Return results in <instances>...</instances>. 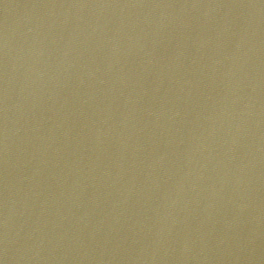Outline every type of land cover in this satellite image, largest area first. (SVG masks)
I'll return each mask as SVG.
<instances>
[{"label":"water","instance_id":"water-1","mask_svg":"<svg viewBox=\"0 0 264 264\" xmlns=\"http://www.w3.org/2000/svg\"><path fill=\"white\" fill-rule=\"evenodd\" d=\"M0 264H264V0H0Z\"/></svg>","mask_w":264,"mask_h":264}]
</instances>
